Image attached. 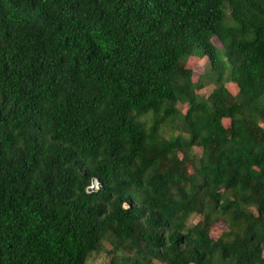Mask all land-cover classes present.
<instances>
[{"label":"trees","instance_id":"16d2710c","mask_svg":"<svg viewBox=\"0 0 264 264\" xmlns=\"http://www.w3.org/2000/svg\"><path fill=\"white\" fill-rule=\"evenodd\" d=\"M103 249L264 264V0H0V264Z\"/></svg>","mask_w":264,"mask_h":264},{"label":"rangeland","instance_id":"374dc122","mask_svg":"<svg viewBox=\"0 0 264 264\" xmlns=\"http://www.w3.org/2000/svg\"><path fill=\"white\" fill-rule=\"evenodd\" d=\"M206 59H201L197 64L196 66L194 67V73H193V76L195 79H197V77L199 76L200 72L202 71V69L204 68V65H206ZM212 89V85H207L205 86L204 88L200 89L198 92L199 94H203V95H207ZM178 107L179 109L184 112L185 109H186V104H182V103H178ZM195 152H199V148L198 147H195ZM197 216L196 215H191L188 219V225H192L194 222H196L197 220ZM217 235V231L216 230H212L211 231V236L212 237H216ZM109 248V245L106 244L105 245V249ZM103 249L101 250L100 252L92 255L88 261H87V264H107L108 262V254L106 252V250Z\"/></svg>","mask_w":264,"mask_h":264},{"label":"water","instance_id":"95a60500","mask_svg":"<svg viewBox=\"0 0 264 264\" xmlns=\"http://www.w3.org/2000/svg\"><path fill=\"white\" fill-rule=\"evenodd\" d=\"M91 183H92L91 189H93L97 185V180L94 178V179H92Z\"/></svg>","mask_w":264,"mask_h":264}]
</instances>
